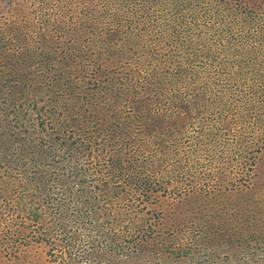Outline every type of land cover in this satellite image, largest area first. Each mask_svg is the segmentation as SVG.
<instances>
[{
  "label": "rangeland",
  "instance_id": "374dc122",
  "mask_svg": "<svg viewBox=\"0 0 264 264\" xmlns=\"http://www.w3.org/2000/svg\"><path fill=\"white\" fill-rule=\"evenodd\" d=\"M231 3L255 22L254 47L264 45V0ZM101 5V0H0V264H264L263 241L253 244L247 236L264 238V122H257L264 121V95L241 85L238 115H230L237 73L233 76L228 61L238 66L229 56L231 37L211 38L209 32L205 38L211 48L204 60L212 73L201 88L207 109L180 120L161 117L166 124L143 117L150 120L151 129L143 130L149 137L118 120L117 91L104 100L103 92L97 98L87 89L92 82L102 87L119 72L124 49L132 56L123 62L127 69L147 40L170 56L173 26L157 18L154 30L147 23L133 27L129 17L139 22L132 9L142 13L141 4L113 17ZM114 18H122L117 28ZM212 19L211 10L202 18L207 24ZM79 22L97 25L78 37ZM111 31L120 37L117 51L106 42L117 38ZM169 56L161 62L177 60ZM240 119L244 122L237 123ZM164 126L182 131L170 146L174 167L161 164L154 179L139 176L136 163L142 167L149 139L155 142ZM240 127L250 133L245 130L244 136ZM212 134L234 135L231 149L235 139L242 140L244 159L227 152L209 179L197 161L227 149L224 141L210 139ZM186 158L196 171L182 173ZM196 173L198 178H186ZM40 180L48 191L25 190L28 182ZM90 243L97 252L88 250ZM68 247L75 260L67 257Z\"/></svg>",
  "mask_w": 264,
  "mask_h": 264
},
{
  "label": "trees",
  "instance_id": "16d2710c",
  "mask_svg": "<svg viewBox=\"0 0 264 264\" xmlns=\"http://www.w3.org/2000/svg\"><path fill=\"white\" fill-rule=\"evenodd\" d=\"M109 1L110 3H108L107 0H101V6L103 8H106L105 13H107L109 17H113L114 12L119 11V13H122V11L126 9L131 10L135 5L139 7V4H141L142 13L139 12L137 8L132 9L134 15H139V22L137 23L135 20L129 17V23L133 27L144 28L145 24L147 23L151 26L150 29L152 28L154 30V27L156 26L155 21H157V18L164 22L169 21L171 22V24L169 25L173 26V31L168 34V37H171V40L169 39V54L170 56L177 58L176 61H173L172 63L161 62L162 60H165L169 55L165 53V50L157 49L159 51H164V53L161 54L159 51L155 50L156 48L151 47L150 40H147L148 43L145 44V47L142 46L138 49L137 52H135L136 45L138 44L136 43L134 44V52L136 54V58L134 59L135 66L133 68L127 69L130 68L128 67V65L123 66V62L129 63L130 61H132L131 50L124 49L120 52L118 57V61L120 60L119 62H121L119 72L116 73L114 77H108L104 85L102 84V87L99 86L98 89H96L98 86L96 82H92L88 86L87 90L91 91L92 93L95 91L94 95L97 96V98L99 94L103 92L102 95L104 96V100L107 99V94L110 95L113 91H117L116 103L119 104V109L117 110L119 116L118 120L122 124H124L125 120H128L129 122L127 124L130 125L131 128L129 130H131L132 132L138 131L146 133L150 137V135L148 134L149 132L143 131L145 130V128L151 129L149 128L151 127L149 125L150 120H145L143 117H152L158 120L155 122V124H160L159 121L162 123L165 122L166 124V120H172L173 115L174 118L179 116L177 120H180L191 117L195 115L194 113L200 112V110L202 109H207L204 99L207 97H204L205 95L204 92L201 91V88L202 81L204 79H208L212 74L211 72H209V61L204 60V54L207 53V51H209L211 48L208 46L205 47V38H208L209 32L211 33V38H219L221 36L223 38L227 35H229V38L231 37V50L229 56L230 59L233 58L231 60L236 62L238 66H234L231 61H228V64H230L229 67H232L234 70L233 76L235 75V73H237L236 77H234L237 93L235 95H231L228 101L231 106L230 115L232 116L234 115V113L235 115H238V108L235 105V100L245 94V92H243V87H248L250 93L264 95V45H261L257 48L254 47L252 41L257 39L259 36L257 35V26H255V22L253 20V23L248 21L246 19L247 17L243 16L241 11H239L238 6H235L231 3V0H218V4H214L213 0ZM210 10L213 19L210 22L211 24H207L205 20H202V18L203 15L209 13ZM86 14L89 17L93 15L89 12H87ZM185 16H189L188 20H183ZM121 19L122 18H114V22L117 23V25L115 26L116 28L119 27ZM99 23H101V21H99ZM76 25L77 30L79 31V37L81 34H87L88 28L94 27L97 24L79 22ZM100 28L102 30L103 26L100 25ZM1 32L2 31H0V37L4 34V32ZM91 32H94L93 29H91ZM91 32L89 33V35L93 36ZM111 33L116 35L117 38L106 39V42L110 47L113 48L114 51H117L120 44V37L116 32L114 33L113 31H111ZM142 38L143 37H140V39ZM262 38L264 43V36ZM84 39L87 40V35L84 37ZM234 39L249 42V45L242 44L239 47L233 42ZM162 44H166V42ZM103 53H107V50H105ZM61 61L63 62V59ZM203 75L205 76L203 77ZM241 85L247 86L242 87ZM239 87H241L242 89H240ZM240 92H243V94H240ZM54 103L64 105L65 101L57 100L54 101ZM218 106L222 105L218 104ZM249 106L253 108L251 106V103H249ZM145 107L153 108L150 110V112L144 113L143 109ZM158 107H162L164 109V112L161 113V109L159 111ZM53 108L57 110V107ZM77 110L80 111L79 109ZM155 110L156 113H154ZM219 111L220 110L218 109L215 110V112L217 113H219ZM246 111L250 110L247 109ZM251 113L253 112L251 111ZM75 114L78 115L76 109ZM163 116H165L166 120L161 118ZM251 116L252 114H250L249 118L245 120L246 123L250 122L248 120H250ZM130 119L132 121H130ZM226 119L227 117L225 116L222 120ZM146 121L149 122L147 123ZM240 122H244V119H240L239 121H237V123ZM257 122H264L263 118L260 117ZM164 128L166 127L164 126ZM170 128L172 131H170L169 128H166L165 130L162 129L163 133H157L154 136L155 142L153 138L149 139V141H151L149 142L150 147L146 146L147 157L144 156L143 161H141L142 167L138 168L140 162L136 163L135 168H137L136 171L138 172L139 176L154 179L155 177H153V175L154 173H156V171H158V174H160L159 167L161 166V164H164L167 167H174L176 160H171L172 154L170 146H172V144L177 140L176 133L178 131H182H180L179 128ZM245 130L249 131V129H245V127H240V133L244 134V136H247V134H245ZM187 133L188 132L183 135V138L188 136ZM209 137L210 139L217 140L218 143H220V141H224L227 147V149L217 151L216 154L213 152H210V154L208 153L211 157L209 158L206 156V160L200 159L197 161L199 165V172L201 169L202 173L206 174L207 178L212 179L216 175L213 168L219 167V164L225 161V156H228V154L231 153V158H236L238 160L244 159L243 153L241 152V150H239L244 147V145L243 141H240L237 138L234 140V146L231 149V141L233 140L231 137H235L232 134L231 136H228L226 138L220 137L216 134L209 135ZM253 138L258 141H260L261 139L258 137ZM20 141H22V139H20ZM238 162L239 161L235 163ZM180 163L184 167L182 173H190L196 171L194 168V164L190 162L189 158H186L184 161L181 160ZM239 164L240 166H242L241 163ZM230 166L232 176L234 165ZM237 172H239L238 169L235 172V175H237ZM169 174H181V171H169ZM198 176L199 173H196L191 174L190 176H186V178L190 177L192 179H196L198 178ZM182 180L184 179L180 177L179 181ZM43 185L48 187L47 182L44 180H40V182H38L37 184L28 182V187H26L25 190H35L38 195L40 191H48V189H46ZM84 206L85 205L82 204V208ZM22 210L27 209L23 208ZM247 236L253 242V244L257 243L258 241H263L264 243V238L258 239V236L252 237L248 234ZM74 245L75 244L71 246V250ZM78 247L82 248L84 246L79 243ZM87 248L89 251L97 252V248L92 243H90ZM66 250L68 253L67 257L70 260H75L73 259V257H71L73 255H71V250L69 249V247ZM71 264L75 263L72 262Z\"/></svg>",
  "mask_w": 264,
  "mask_h": 264
},
{
  "label": "bare ground",
  "instance_id": "6f19581e",
  "mask_svg": "<svg viewBox=\"0 0 264 264\" xmlns=\"http://www.w3.org/2000/svg\"><path fill=\"white\" fill-rule=\"evenodd\" d=\"M203 52V51H202ZM113 157V156H112ZM172 157V156H171ZM209 171V170H208Z\"/></svg>",
  "mask_w": 264,
  "mask_h": 264
}]
</instances>
